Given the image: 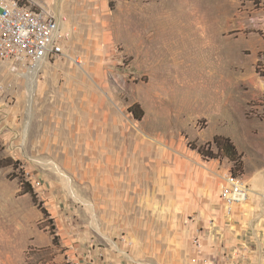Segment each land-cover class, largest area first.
Masks as SVG:
<instances>
[{
    "label": "rangeland",
    "instance_id": "rangeland-1",
    "mask_svg": "<svg viewBox=\"0 0 264 264\" xmlns=\"http://www.w3.org/2000/svg\"><path fill=\"white\" fill-rule=\"evenodd\" d=\"M25 1L70 35L39 67L0 58V264H89L97 248L198 262L192 232L215 227L226 175L264 158V0ZM76 123L106 137L101 167L53 141ZM217 135L237 162L196 149L218 152Z\"/></svg>",
    "mask_w": 264,
    "mask_h": 264
},
{
    "label": "crops",
    "instance_id": "crops-1",
    "mask_svg": "<svg viewBox=\"0 0 264 264\" xmlns=\"http://www.w3.org/2000/svg\"><path fill=\"white\" fill-rule=\"evenodd\" d=\"M250 167L244 178L251 189L249 200L235 204L230 211L224 204L214 216L215 227L210 224L208 229L193 230L196 242L190 252L198 262L186 256L184 264H264V158ZM101 251H94L89 264H96ZM109 251L103 252V261L121 264L120 258Z\"/></svg>",
    "mask_w": 264,
    "mask_h": 264
},
{
    "label": "built area",
    "instance_id": "built-area-1",
    "mask_svg": "<svg viewBox=\"0 0 264 264\" xmlns=\"http://www.w3.org/2000/svg\"><path fill=\"white\" fill-rule=\"evenodd\" d=\"M64 23V17L52 16L25 0H0V58L27 60L39 67L63 55L70 35ZM259 69L262 74L264 56ZM250 195V185L228 172L220 195L226 209L230 211L235 204L246 202ZM103 260L101 252L96 264H104Z\"/></svg>",
    "mask_w": 264,
    "mask_h": 264
},
{
    "label": "bare ground",
    "instance_id": "bare-ground-1",
    "mask_svg": "<svg viewBox=\"0 0 264 264\" xmlns=\"http://www.w3.org/2000/svg\"><path fill=\"white\" fill-rule=\"evenodd\" d=\"M169 8V7H168ZM177 8V7H176ZM37 68H32V70H35ZM31 70V73H29V77H34V71ZM30 71V70H29ZM34 74V75H33ZM28 75V74H27ZM29 93L30 94H34V83L31 85V87L29 88ZM75 127V129L73 130L72 128ZM71 135V137H70ZM53 141L55 142H61L62 139L68 141V146H70L71 150H73L74 148L77 149V151H86L87 153L90 152L93 148V152H95V156L93 158H91L94 162L93 164H103V157H104V153L102 148L107 147V140L106 137H100L99 133H94V131H92L91 127H88L85 125V123L83 124H79L76 123L74 125H70L69 126V131L67 133V131L63 128H60V130H58V132L56 131V133L52 136ZM61 148L66 149L65 146H62ZM112 149V148H111ZM116 152V151H114ZM112 153V152H111ZM119 156V163L122 164L123 163V156L116 152ZM115 155V156H116ZM114 156V157H115ZM107 161V167H111L113 165V163H111L110 160L111 157L109 156ZM114 161V160H113ZM125 163V162H124ZM90 164V163H89ZM116 164V163H115ZM92 166V165H91ZM98 167H101V165H96ZM104 168V167H103ZM122 169V168H121ZM127 169V167H126ZM124 171V170H123ZM104 172V171H103ZM126 172V171H125ZM98 173V172H97ZM107 179V178H106ZM120 180V179H119ZM121 183V182H120ZM112 185V184H111ZM123 185V184H121ZM119 186V185H118ZM134 186V185H133ZM114 188V187H113ZM115 189V188H114ZM132 190V189H131ZM136 190V189H134ZM120 192V191H119ZM122 192V191H121ZM134 192V191H133ZM123 194V193H122ZM121 194V196H122ZM131 194V193H130ZM112 195V194H111ZM119 196V195H118ZM114 197V196H113ZM134 197V196H133Z\"/></svg>",
    "mask_w": 264,
    "mask_h": 264
},
{
    "label": "trees",
    "instance_id": "trees-1",
    "mask_svg": "<svg viewBox=\"0 0 264 264\" xmlns=\"http://www.w3.org/2000/svg\"><path fill=\"white\" fill-rule=\"evenodd\" d=\"M129 111L132 112L134 114V116L138 119H141L144 115V111L139 104H134L133 106H131L129 108ZM214 142L218 148V152H214L212 150L211 146H209L207 148V150H205L206 148H204L202 146H198V147H196V149H198V151L201 154H203L204 157H208V158H219V155H217V154L226 150L225 154L228 158H230V160H232L234 162L238 161L236 158H234V156L236 155V147L232 143V141L230 140L229 137L217 135L214 138ZM4 161H5L4 159H0V166L5 165ZM238 165L241 166V163H239ZM232 173H233V175H237L234 169H232ZM23 185L25 186V191L32 194L34 202L36 204H38V206L41 208V210L44 212V214L47 216L50 215L48 209L44 206L43 202L38 199L37 193L35 192L32 184L28 181H25V182L23 181ZM54 239H56V237Z\"/></svg>",
    "mask_w": 264,
    "mask_h": 264
}]
</instances>
